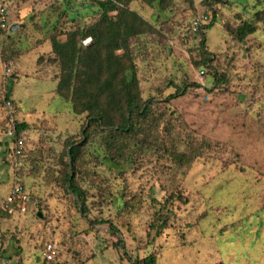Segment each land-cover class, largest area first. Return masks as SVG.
Returning a JSON list of instances; mask_svg holds the SVG:
<instances>
[{
	"label": "rangeland",
	"instance_id": "374dc122",
	"mask_svg": "<svg viewBox=\"0 0 264 264\" xmlns=\"http://www.w3.org/2000/svg\"><path fill=\"white\" fill-rule=\"evenodd\" d=\"M9 2L16 9L10 22L18 27L12 36L0 32V264L41 262L51 241L57 256L44 264H133L150 254L157 264H264V23L244 42L231 35L243 18L237 11L253 14L264 0L131 1L150 25L130 45L136 90L151 110L136 117L140 141L122 142L88 111L76 113L71 93L57 90L62 70L50 36L65 41L66 33L91 25L98 6L91 0ZM213 10L211 28L209 21L182 37L193 19ZM7 55L13 62L8 79ZM111 114L117 123L118 113ZM11 116L27 123L25 152L17 158L5 135ZM106 140L121 143L124 153L108 149ZM71 142L80 144L75 169L67 154ZM106 154L121 165L110 164ZM73 170L84 203L69 190ZM16 182L35 205H7ZM156 212L169 216L158 235L150 228Z\"/></svg>",
	"mask_w": 264,
	"mask_h": 264
},
{
	"label": "trees",
	"instance_id": "16d2710c",
	"mask_svg": "<svg viewBox=\"0 0 264 264\" xmlns=\"http://www.w3.org/2000/svg\"><path fill=\"white\" fill-rule=\"evenodd\" d=\"M133 0H91L90 4L98 6L100 16L91 25L66 33L67 39L60 41L55 36H50L53 52L59 59L62 74L60 76L57 90H66V95L71 93L76 113L88 111V117L94 124L105 125L107 128H114L118 133L116 137L121 142L132 138H142L144 134L136 126V117L146 116L151 110L149 101H144L139 96L137 67L131 56V38L141 34L146 26H150L129 6ZM150 5H163L166 0H142ZM232 5L231 0H217ZM10 5V3L8 2ZM10 8V6H9ZM246 9H239L236 16L243 17L237 22L235 31H231L233 39L244 42L246 38L254 34L260 25L264 23V9H258L253 14ZM115 12V13H113ZM216 20V11L213 10L209 24L206 28H211ZM11 24V22H10ZM12 25V24H11ZM188 26L182 33L189 32ZM11 27L5 31L8 36H12ZM206 31H202L203 41ZM90 38L86 44L83 40ZM120 51V52H119ZM9 55L5 57V62H9ZM209 57L207 61H211ZM12 84V83H11ZM11 91L10 84L7 85ZM9 91L7 97L9 96ZM176 95H172L174 97ZM81 110H80V108ZM113 112L118 113V122L114 123ZM8 122V121H7ZM91 123V125L93 124ZM27 123H17L16 136H23ZM90 129V127H89ZM88 129V130H89ZM88 130L85 131L87 137ZM115 138V137H114ZM139 140V139H138ZM140 141V140H139ZM7 142V141H6ZM112 140H106L105 146H114L119 156L124 153L125 148L121 143L112 144ZM5 148L6 144L4 143ZM122 146V147H121ZM11 149V148H10ZM107 151H110L108 150ZM80 151V144L71 142L68 149V157L74 165ZM106 151V152H107ZM12 155V150L9 152ZM184 154H175L177 159L184 158ZM2 159L7 158L6 150L1 153ZM110 164L121 165L108 154ZM70 166V165H69ZM70 172L67 176L69 190L84 203L85 194L82 188L75 182V175ZM175 196V195H172ZM166 200L160 207L164 210L167 207ZM169 216L164 212H156L155 219L152 220L150 228L160 234L168 226ZM57 256V255H56ZM56 258V257H55ZM54 261V260H52ZM50 261V262H52ZM133 264H157L155 254H150L142 259L133 260Z\"/></svg>",
	"mask_w": 264,
	"mask_h": 264
},
{
	"label": "built area",
	"instance_id": "2783aa9c",
	"mask_svg": "<svg viewBox=\"0 0 264 264\" xmlns=\"http://www.w3.org/2000/svg\"><path fill=\"white\" fill-rule=\"evenodd\" d=\"M8 0H0V32H4L8 29V27H12L10 24V8H9ZM210 15L208 13L202 14L191 22L189 32L186 34H183L182 37H184L187 40V37L189 34L196 33L197 31L202 30L204 27V24L210 21ZM90 39L86 40V43L89 42ZM4 74L6 75L7 79L12 75L13 73V62L9 61L6 62L4 65ZM203 72V71H202ZM8 107H12V101L8 100ZM12 114V112H10ZM17 134V128L15 119L13 117H10V120L7 122L5 135L9 137L13 143L11 146L12 150V157H20L25 152V142L23 136H16ZM7 205H11L14 203H18L21 206L22 210H25L26 207L23 206L26 203L35 205L37 202L33 200V198L30 196L29 192L26 191V188L24 185L20 182H16L12 185L11 190L9 191L7 197H6ZM58 252V246L55 242L51 241L48 242L45 246L44 250V258L43 261H38L35 264H44L45 261L50 262L55 259Z\"/></svg>",
	"mask_w": 264,
	"mask_h": 264
},
{
	"label": "crops",
	"instance_id": "0c3cea01",
	"mask_svg": "<svg viewBox=\"0 0 264 264\" xmlns=\"http://www.w3.org/2000/svg\"><path fill=\"white\" fill-rule=\"evenodd\" d=\"M8 2H9V0H8ZM10 3V2H9ZM24 9H22L21 11H23ZM25 11V10H24ZM13 12H14V14H13ZM10 13H11V15L13 16V21L15 20V17H16V9H11V11H10ZM12 21V22H13ZM12 25L14 24V22L13 23H11ZM18 67H23V65H20V63L18 62Z\"/></svg>",
	"mask_w": 264,
	"mask_h": 264
},
{
	"label": "water",
	"instance_id": "95a60500",
	"mask_svg": "<svg viewBox=\"0 0 264 264\" xmlns=\"http://www.w3.org/2000/svg\"><path fill=\"white\" fill-rule=\"evenodd\" d=\"M16 27H18V25L13 24L12 27H11V30L14 31V30L16 29ZM38 215H39V216H42V213L39 212Z\"/></svg>",
	"mask_w": 264,
	"mask_h": 264
}]
</instances>
